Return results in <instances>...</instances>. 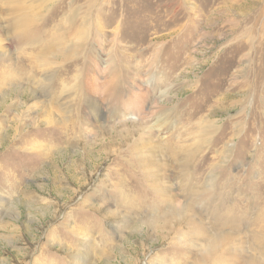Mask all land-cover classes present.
Instances as JSON below:
<instances>
[{"label": "rangeland", "instance_id": "rangeland-1", "mask_svg": "<svg viewBox=\"0 0 264 264\" xmlns=\"http://www.w3.org/2000/svg\"><path fill=\"white\" fill-rule=\"evenodd\" d=\"M24 1L38 17L34 21L40 33L35 43L19 47L1 33L0 54L15 66L24 55L44 53L51 60L52 72L44 98L40 92L29 93L30 89L20 97L16 90L1 88L6 96L0 99V135L6 139L0 153L13 131L20 133L14 142L19 147H30V139L45 138L42 131L47 127L34 105L46 98L58 97L60 102L63 89L58 77L75 88L62 70L73 75L85 71L82 82L88 90L79 98L76 85L74 102L65 104L69 112L52 108V122L62 120L64 126L75 127L74 133H51L40 157L28 150L17 154V150L8 153L11 159H0V264H129L131 259L144 264L156 254L161 256L160 264L173 256L176 264H187L184 249L189 245L180 244L176 235L175 247L155 241L153 235L146 237L138 220L148 213L141 216L120 208L108 187L115 184L112 175L118 166L114 153L99 152L103 143L99 126L105 125L108 131L112 126L119 129L120 123L133 128L137 115L150 124L159 113L169 115L172 123L167 129H175L177 141L200 119L211 121L215 132L198 156H212L209 148L218 134L224 136L221 144L230 145L223 162L214 160L221 165L213 172L215 194L220 185L226 195L231 188L228 204L248 214H255L256 198L264 207V0ZM0 5L1 14L8 1L0 0ZM6 16H0L1 27ZM23 72L19 71L23 79L18 77V83L30 81ZM32 74L37 79L43 75L39 70ZM112 76L118 83L116 91L134 101L121 114L117 102L107 109L106 98L96 97L94 90L99 85L102 91ZM150 85H159L160 91L155 93ZM11 102L17 109L4 110ZM134 105H139V111L131 110ZM141 152L151 157L144 149ZM118 159L128 157L121 154ZM177 168L175 164L174 177L180 173ZM198 168L183 170L185 179L200 175ZM2 179L9 181L1 187ZM171 180L175 204L182 203L184 197L176 189L179 182ZM126 197L128 203L138 200L132 191ZM94 208L116 211L117 219L104 221L103 213H93ZM66 217H70L67 223ZM127 221H137L138 226H128ZM70 227H82L81 234L72 233ZM83 230L88 236L83 237ZM80 254L83 259L76 263Z\"/></svg>", "mask_w": 264, "mask_h": 264}, {"label": "bare ground", "instance_id": "bare-ground-1", "mask_svg": "<svg viewBox=\"0 0 264 264\" xmlns=\"http://www.w3.org/2000/svg\"><path fill=\"white\" fill-rule=\"evenodd\" d=\"M7 1L8 5L4 7V9H1L0 16L2 14L7 16L3 19L1 18L3 25L2 27L0 26V34L4 33L7 35L9 37L8 41L10 40L18 47L35 43L40 29H37L35 25L34 20L38 17H35V14L30 11L32 9L31 5L24 4V0L23 2L22 0ZM39 1L41 3L45 2V0ZM48 24L49 22L45 23V27H48ZM43 54L36 53L34 57L30 56V58L24 55L19 58L18 65L15 66L6 62L5 59H3L5 55L0 54V99L6 96L1 92V88L3 87H7V91H10V89L16 90V96L22 97L21 94H23V91L30 89L29 93L35 94L36 92H40L39 96L44 98L42 93L47 89V78L52 70L50 69L51 60H48L46 54ZM23 70L26 71L25 73L23 72V75L26 77L24 78L30 81L18 83L17 80L20 76L19 71ZM38 70L43 74L40 76L41 79H37L34 74H32V72L37 73ZM85 73V71H82V74L76 73L73 75L68 70H62L61 74L70 77L75 84V88H69L58 77L59 86L61 85L63 89L60 102L58 103V97L54 98V100L53 98L48 100L45 97V102L42 101L34 105V107L40 111L44 125L47 127V130L43 129L42 131L45 138L42 137L39 138V140L33 139L35 141L30 139V147H19L14 144V142L17 140L15 134L20 133H17V130L13 131L14 135L11 141L8 142L7 147L1 151L0 159H11V157L7 156L8 153L16 152L17 150H20L16 152L17 154L28 150L31 153H35L37 157H40L46 151V145H43L45 144L43 142L47 137H50L51 133L55 134L58 133V131L65 134L66 132L68 133V131L74 133L76 130L74 126L68 128L64 126L65 123L62 120H57L54 123L52 122V108H60L59 110H64V113H67V111L69 112L70 107L68 105L65 106V104H69L72 101L74 102L76 85L78 84L77 89L80 95L79 98L84 96L85 90L86 92L88 90L86 89L85 82H82L83 74ZM117 85L116 76H112L102 86V91L99 85H96L94 90L96 97L104 96V98H106L108 103L107 109L117 102L121 108L118 113L121 114L126 112L127 109L125 108L132 106L134 101L131 100L129 96L124 97L122 92H117ZM151 88L155 93L160 91L159 85H153ZM97 94L102 95L97 96ZM18 105L22 104L19 103ZM134 106V109L131 110L133 112L139 111V105ZM150 108L152 107L150 106ZM16 109L17 104L11 102L6 105L4 110ZM27 109L28 111L31 110H29V108ZM101 113L100 111L97 115L100 116ZM140 116L141 115L136 116L137 122H133V128H128V126L120 123L119 129L113 128L114 126H112L109 128L111 131H108L105 125L99 126L103 129V143L99 148V152H102L106 156L114 153L112 156L117 160L116 165L118 169H116V171L114 170L112 175V179H115V184H109L108 186L110 189H113L112 192H114L115 196L118 198L117 206L124 208V210L134 211L141 216L143 213H148V215L145 214V216L142 217L144 220H138L139 223L137 221L136 223L134 221H127L129 224L127 225L135 228V225L138 223L140 227L143 226L142 230L146 237L151 238V235H153L155 241L168 247H175L176 235L179 240L182 241L180 244H183L184 247L187 245L190 246L184 249L186 250L184 251L186 256L188 255L187 264H264V207L262 205L263 202H260L261 199H254L259 207L257 206L255 214L253 215V212L248 214L247 211H241L236 205L228 204L230 195L233 194L231 188L227 191L226 195L222 193L220 188L222 185H220L219 189L216 190L221 191V193L216 191L215 194L213 176L216 170H219L221 166L218 164L219 160L221 159L220 163L223 162V158L227 155L230 146L228 144L225 146L221 144L224 140V136L218 134L216 140L212 142L209 148L214 151L212 152V156H207L205 154L198 156L202 152L201 148L203 143H207L208 145L211 134L215 132L216 127L213 126L211 121L209 123L207 120L200 119L199 122L195 123L194 128L184 135L183 139H181L182 141H177L175 140V129L173 128L172 130V127L167 129L168 124H170L172 120H169V115L159 113V116L154 117L153 123L151 124L143 121ZM13 125H17V123H13ZM108 127L109 126H107V128ZM171 130L172 132H170ZM26 131L24 132L26 133ZM28 132H30V130H28ZM3 135H0V145H3L6 139V136ZM189 135L191 138H188ZM13 137H15V139H13ZM57 139L60 141L62 138ZM143 149L151 155L150 158H145V156L141 154V150ZM162 151L164 152L165 158L160 157ZM131 153H134L135 157H133ZM121 154L128 157V160H119L118 156ZM214 160L218 161V165L215 164ZM175 164L180 173L174 177L172 174L175 172ZM190 167L192 170L199 167L198 170L202 172L200 175H196L195 179L194 177L192 179H185L187 174L185 175L183 173L185 170V173H188ZM206 170L209 171L205 178L204 175L206 174ZM175 178L177 182H179L176 188L177 192L184 197L182 203L178 202L176 204L174 194L175 187H172L175 186V183L170 184V181H172L171 179ZM8 181L9 179H2L1 187L7 184ZM101 186L105 188L104 184ZM131 191L138 195V200L135 204H133L132 201L128 203L124 200V198H128L126 197V193ZM95 192L98 191L95 190ZM128 196L130 195L128 194ZM165 208L167 209L165 210ZM93 213H103L104 221L117 219L116 211H110L109 209L103 211L102 208H94ZM69 219L70 217H66L65 222L67 223ZM138 225H136V227ZM184 226L187 228L186 232L179 231L181 228H184ZM73 228L74 227H70L68 229L74 230L72 233L81 234L82 227ZM85 230H83L84 233H82L83 237L88 236ZM160 257L161 256L157 254L151 256L144 264H160ZM172 258L167 262L165 261L164 264H176L175 260ZM78 259L79 260L75 261L76 263H79V261L83 259V255L80 254ZM128 262L129 264H140L138 260L134 261L133 259ZM80 263L84 264L85 262L80 261Z\"/></svg>", "mask_w": 264, "mask_h": 264}]
</instances>
